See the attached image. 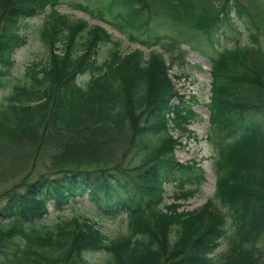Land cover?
<instances>
[{
  "label": "trees",
  "instance_id": "trees-1",
  "mask_svg": "<svg viewBox=\"0 0 264 264\" xmlns=\"http://www.w3.org/2000/svg\"><path fill=\"white\" fill-rule=\"evenodd\" d=\"M206 1L200 9L195 0L71 3L162 49L146 54L122 50L105 27L60 11L59 0H0V90L9 87L0 97V176L39 156L0 192V264H264V0ZM41 13L47 58L12 83L23 24ZM234 16L249 23L248 38L210 56L214 195L179 210L164 201V184L186 197L204 172L175 154L181 140L171 129L189 131L195 112L173 103L181 95L172 52L185 53L174 29L212 42ZM44 156L50 163L37 168ZM83 196L93 208L75 202ZM71 202L90 215L47 218ZM120 214L126 231L109 236L98 219Z\"/></svg>",
  "mask_w": 264,
  "mask_h": 264
},
{
  "label": "rangeland",
  "instance_id": "rangeland-1",
  "mask_svg": "<svg viewBox=\"0 0 264 264\" xmlns=\"http://www.w3.org/2000/svg\"><path fill=\"white\" fill-rule=\"evenodd\" d=\"M77 0H59L57 8L62 12L71 13L75 18L85 19L89 25L99 24L105 27L113 36L114 39H118L120 47L124 51H130L134 48L142 49L146 54L150 50L162 49L154 45L152 47H146L137 41L130 40L126 33L118 29L107 19L112 17L106 13L105 18L94 17L87 12L75 9L71 6V3ZM87 3L91 6L101 4L102 0H79ZM197 8H201L202 5L208 4L206 0H195ZM223 0L215 1L214 4L220 7ZM44 13L37 16L28 18L23 24L22 32L27 36V41L24 45L19 46L13 52L14 64L10 70L12 77V83L17 80V77L24 80V73L28 65L40 64L39 62L44 61L47 58V51L41 43L39 37V27L42 24ZM235 17V16H234ZM232 24H226L224 30H219L217 33L211 36L212 42L205 38L203 33L199 32L197 36L193 38L191 35L195 29L187 27H179L174 29V34L181 41L180 47L185 49L183 56H180L179 50L175 49L172 52V60L169 74L174 83V87L177 92L181 95L178 99L174 97L173 103L182 102L181 105L186 108H191L195 112L192 122L188 125L189 131H181L179 129H171V132L175 137L181 140V145L175 149L176 157L183 163H191L196 161L203 169L204 178L197 190L189 194L186 197H179V187L176 184L167 182L164 184V201L166 203L176 202L180 204L179 210H192L203 206L207 199L213 197L215 191L216 175L213 168V147L206 139L207 130L209 127V109L207 102L210 95V56L216 53V49H221L225 45H229L233 40L238 38L241 42L248 38L249 23L245 22L242 18L235 17ZM252 31L254 29L252 28ZM181 32V34H180ZM261 41L264 44V33ZM108 46V44H107ZM167 60H170L168 54H164ZM27 76V75H26ZM9 87L2 88L0 90V97L7 94ZM42 155V154H41ZM40 155V158H41ZM48 155V154H46ZM48 156H44L42 159H38L37 168L42 165L50 163ZM129 157V156H128ZM39 156H32L29 158L28 163L16 162L11 165L5 174L0 176V192L6 189L7 186L11 185L14 181L18 180L24 175L29 168L31 162ZM49 158V157H48ZM43 159L45 161H43ZM128 158L126 159V161ZM33 176V175H32ZM186 186V185H185ZM187 187V186H186ZM76 203L82 202L86 206L92 207V203L87 199L86 196L77 198ZM221 209L223 207L219 206ZM224 209V208H223ZM72 215H90L86 210H82L74 207L73 202L64 206L63 209L52 211L48 215V219L54 218L55 216H72ZM125 215L120 214L115 219L113 218H99L98 221L100 226L109 236L117 235L121 232L126 231V220ZM229 221V220H228ZM229 225V222H227ZM174 234V231L172 232ZM227 246L223 242L217 249V253L226 251ZM104 254L99 253L95 258L103 257Z\"/></svg>",
  "mask_w": 264,
  "mask_h": 264
}]
</instances>
